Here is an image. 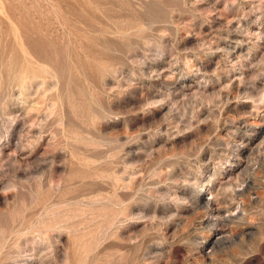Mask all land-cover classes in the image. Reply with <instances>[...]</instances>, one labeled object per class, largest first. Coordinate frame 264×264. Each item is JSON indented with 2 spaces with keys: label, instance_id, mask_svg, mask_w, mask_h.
<instances>
[{
  "label": "rangeland",
  "instance_id": "1",
  "mask_svg": "<svg viewBox=\"0 0 264 264\" xmlns=\"http://www.w3.org/2000/svg\"><path fill=\"white\" fill-rule=\"evenodd\" d=\"M0 264H264V0H0Z\"/></svg>",
  "mask_w": 264,
  "mask_h": 264
}]
</instances>
